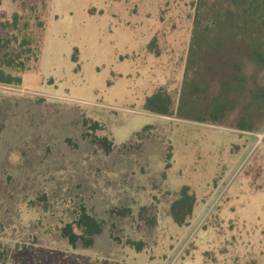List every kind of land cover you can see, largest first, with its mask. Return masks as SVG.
Returning <instances> with one entry per match:
<instances>
[{
  "label": "rangeland",
  "instance_id": "374dc122",
  "mask_svg": "<svg viewBox=\"0 0 264 264\" xmlns=\"http://www.w3.org/2000/svg\"><path fill=\"white\" fill-rule=\"evenodd\" d=\"M194 1L2 0L1 19L46 13L37 66L0 85V264H264V118L246 132L238 112L220 125L143 107L156 87L179 89ZM184 185L196 202L178 226L169 205ZM79 206L105 222L88 248L60 235ZM142 206L155 227L135 219ZM115 207L133 218L109 216Z\"/></svg>",
  "mask_w": 264,
  "mask_h": 264
},
{
  "label": "trees",
  "instance_id": "16d2710c",
  "mask_svg": "<svg viewBox=\"0 0 264 264\" xmlns=\"http://www.w3.org/2000/svg\"><path fill=\"white\" fill-rule=\"evenodd\" d=\"M45 13L42 20L31 5L13 12L9 19L0 16V30L5 33L0 38V85H20L22 73L37 66ZM71 59L77 62L76 57ZM244 60L252 66L250 75L244 68ZM143 107L156 115L220 125L230 123L233 113L238 112L233 124L236 130H257L264 118V0H195L179 89L170 92L166 85H160L145 97ZM82 126L103 129L97 121L88 119L82 121ZM89 140L105 154L114 148L107 136L89 135ZM169 165L167 162L166 167ZM195 202L190 187L181 186L169 205L172 221L178 226L186 225ZM152 209L140 207L135 218L148 229L156 226ZM109 216L133 218L129 207L112 208ZM104 228L103 220L93 216L85 206H79L76 217L60 228V235L71 248L77 245L88 248ZM109 236L136 251L146 246L142 240L122 241L111 233Z\"/></svg>",
  "mask_w": 264,
  "mask_h": 264
}]
</instances>
